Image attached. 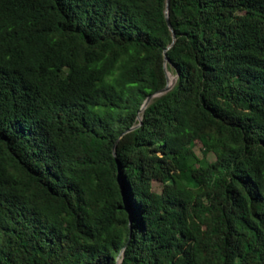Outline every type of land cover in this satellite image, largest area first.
<instances>
[{
	"label": "trees",
	"instance_id": "trees-1",
	"mask_svg": "<svg viewBox=\"0 0 264 264\" xmlns=\"http://www.w3.org/2000/svg\"><path fill=\"white\" fill-rule=\"evenodd\" d=\"M164 4L0 0V264H264V0Z\"/></svg>",
	"mask_w": 264,
	"mask_h": 264
},
{
	"label": "water",
	"instance_id": "water-1",
	"mask_svg": "<svg viewBox=\"0 0 264 264\" xmlns=\"http://www.w3.org/2000/svg\"><path fill=\"white\" fill-rule=\"evenodd\" d=\"M165 18H166V23H167V25L169 26V17H168V5H167V0H165ZM166 59V52H164V54H163V60H165ZM164 71H166V69L164 70ZM166 78H167V71H166ZM173 82H174V80H173ZM173 82H172V84H173ZM171 84V85H172ZM171 85H168L167 84V82H166V84L163 86V87H161V88H159L158 90H154V91H152V92H149V93H147L146 94V97L144 98V100H143V104H142V106H141V108L140 109H142L146 104H147V101L149 100V98L152 96V95H154V94H156V95H158V94H160L161 92H163V91H165L166 89H168L169 87H171ZM139 109V110H140ZM138 118L140 119L141 117H140V115H138ZM138 119V120H139ZM131 127H133V126H131ZM131 127H128L127 129H129V128H131ZM126 129V130H127ZM130 217H132L131 216V212H129V217H128V224H129V222H130ZM121 252V251H120ZM118 260H119V258H118Z\"/></svg>",
	"mask_w": 264,
	"mask_h": 264
},
{
	"label": "bare ground",
	"instance_id": "bare-ground-1",
	"mask_svg": "<svg viewBox=\"0 0 264 264\" xmlns=\"http://www.w3.org/2000/svg\"><path fill=\"white\" fill-rule=\"evenodd\" d=\"M175 78V77H174ZM173 76L167 71V84L171 85L173 82Z\"/></svg>",
	"mask_w": 264,
	"mask_h": 264
},
{
	"label": "rangeland",
	"instance_id": "rangeland-1",
	"mask_svg": "<svg viewBox=\"0 0 264 264\" xmlns=\"http://www.w3.org/2000/svg\"><path fill=\"white\" fill-rule=\"evenodd\" d=\"M166 71H168V72L173 76V79H175V78H174V77H175V74H174L172 71H170V70H166ZM195 149H196V151H197L198 153H200V150H199V148H198V145L195 146Z\"/></svg>",
	"mask_w": 264,
	"mask_h": 264
}]
</instances>
